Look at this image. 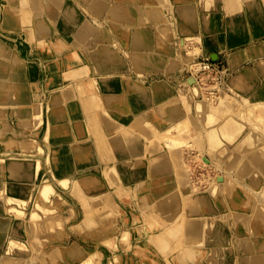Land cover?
I'll list each match as a JSON object with an SVG mask.
<instances>
[{"label": "rangeland", "instance_id": "obj_1", "mask_svg": "<svg viewBox=\"0 0 264 264\" xmlns=\"http://www.w3.org/2000/svg\"><path fill=\"white\" fill-rule=\"evenodd\" d=\"M8 1L11 0H0V42L7 44L6 46L12 48V50L14 49L12 57L15 55L18 61L13 62L10 67L14 71L21 70L20 78H26L28 81L25 83L24 89L30 95L28 100L32 107L25 111L29 115L34 114V118L32 123L29 124L30 130L26 135L30 136V142L33 145L36 144L32 147L33 150H36L35 154H29V156L40 159V161L37 159L39 165L37 163L30 165L31 169H36L33 177L30 178L31 184L28 183V178L21 177L22 175L25 176L27 172L17 173L10 180L12 183L18 181L17 185L19 186L6 192L0 198V200L6 201V216L15 223L19 222L20 227L26 226L27 242L32 249L30 258L22 255L14 259L25 258V260L31 261L38 252L35 244L36 240L48 236L50 239H47V242H50V244L55 240L62 245L77 242L82 247L87 248L86 250L90 254L94 255L95 253V258L93 257L94 264H146V261L147 264H151L149 260L144 261L141 259L136 252L151 242L158 249V245L153 242V239L158 237L164 240L166 237L168 242L172 243L171 247L167 250L164 248L163 253H160L162 257L166 253L168 254L166 264H181V253L187 246H195L199 253L198 257L205 259V261L219 247L231 249L229 264H246L244 260L249 255L255 256L254 264L263 261L264 251L258 248V245H255L254 240H260L264 247V232L258 236L256 228H252L251 224L264 221V162L262 161V158L264 159V102L260 104V101H264V72L259 68V62L264 61L262 60L264 59V0H238L232 10H227L225 0H202L205 3L203 8L200 9V6H196V13H189L188 15L184 13L180 16H178V13H172L171 11L173 4L181 3L177 0H160L157 2L138 0L140 3L135 7L136 12L132 10L135 16H137V12L138 14L140 12L139 22L152 25L153 22H157L155 24L159 23L161 25L160 31L163 38L160 39L161 44L159 47L163 51L168 52V44L165 39L176 42L179 48V51H177L179 55L177 53L172 55V57L176 56L174 59L176 70H174L178 75L171 77V82L168 84L169 88L174 89V94L179 93V95H176L179 99L178 101L174 100L167 107L174 108L177 106L181 108L182 112L176 111V108L170 110V113H165L168 116L165 119L157 114V117H154L153 124L160 129H167L169 125L175 124L169 120L174 113H181V116L184 111H187V117L181 120L183 123L180 125L183 133L188 131L185 136L181 134L178 138L171 139L161 133L151 132L152 129L150 128V132L154 137L148 139L146 135L144 136L136 129L137 126L125 124L118 125L126 128L122 130V134L112 137L122 148L128 140H139L146 143L142 156L137 157L134 160L135 162L142 161L144 164H149L160 144H162V150L167 153L164 158L171 165L173 175L170 178L157 177L155 179L152 171L146 168L145 177L147 181L136 198L141 201L147 195H151V201L146 202L147 208L133 204L128 200L129 197L122 190L125 185L121 184L122 180L117 174H115L116 177L111 175V178H109L108 175H104L94 168L102 162V159L99 154L96 156L94 152V148L97 147V138L94 125L90 121L92 117H96L104 124V128L111 123H121L119 118H124L127 121H137L136 115L128 113L123 108L122 98L130 95V83L140 82L139 78L141 77L135 75L109 76L112 79H108V81L115 82L113 86L118 84L115 88L117 96L111 100L107 99L109 94L101 91L98 85L99 81L107 79L100 78L98 80V75L92 81L82 79L76 82V79H73L71 82V79H68L67 84L59 86L57 81L62 76L60 73L63 74L65 71L68 73L72 65L67 64L66 67H61L56 63H47V65L43 63V68L38 59L49 58L52 54L50 51L55 49V45L52 44V47H49L47 42L45 44L41 41H33V36L29 33L33 31L31 27L35 19L32 16L30 19L22 9H17L14 5L15 8L11 7L12 4ZM193 1L195 0H183L184 3L181 4L195 3ZM146 5L148 6V13L152 11L153 6L159 7L160 13L164 17L155 19L146 13L145 20L141 16L140 6ZM234 8L240 9L235 10ZM82 10L87 12L86 8L83 9L82 7ZM240 12L243 15H240ZM10 13L15 14L14 20ZM238 17L244 22V25L231 26ZM179 18H181V21H179ZM241 32L246 36L243 37ZM26 46L30 47L31 50L26 53L28 58L22 60L23 51L20 50H24ZM212 53L220 55L221 58L215 60L211 56ZM193 61L194 64L188 68ZM200 61L216 63L226 75V79L219 87V97L208 92L206 75H201V69H204V65L200 64ZM4 62H0V66H3V68L9 67ZM228 64H231L230 69ZM198 66H200L199 69ZM245 69L251 70L253 75L251 81L239 80L240 72ZM44 70L46 73H49L50 70H53V72L49 76L45 75L44 78ZM191 74H196L197 78L202 81V83L199 82L204 87V95L201 93V89L196 88L194 90L188 83H182V85L179 82L180 79ZM43 78L45 81L42 80ZM123 84H125V88L122 89ZM126 84L129 86L127 87ZM10 89L11 85L8 86V90ZM5 90H7V87ZM80 91H88L92 95L94 93L98 101L93 102L92 108L89 106L91 102L85 103V105L84 101L81 100ZM57 94L63 95L64 98H60L59 101L56 97ZM181 94L184 100L181 99ZM209 97L216 104L207 101ZM247 97L250 99H247ZM64 100L66 105L63 104ZM222 100L223 102H220ZM228 100L231 102V109L227 112L214 114L219 110L222 103ZM256 102L258 103L256 104ZM185 104L188 105L185 106ZM0 108L7 109L9 107H6L5 103H0ZM158 109L160 108L158 107ZM156 111L154 112L156 113ZM60 113H65L68 117L69 121L66 124H68L67 127L70 132L61 139L58 138V134L64 130L65 120H61ZM211 113L212 115H210ZM180 116L176 118H180ZM218 126L220 130H214L211 133L210 129L218 128ZM239 126L238 133H241L240 135L243 132H246V135H249L250 132L251 136L259 135V139L255 142L260 145L245 149H241L240 146H232L236 145L238 137L236 138L235 133L230 132L229 129ZM227 129L229 132H227ZM213 138H216V140L213 141ZM229 142H232V144ZM38 148L39 150H37ZM79 151L83 152V155L78 156ZM222 151L224 154H222ZM96 157L98 160H96ZM204 157L211 164L204 161ZM254 157L256 158L252 160ZM130 160L131 157L128 158V161ZM184 160L188 163H186V166L185 163H182ZM65 168L67 170L63 171ZM93 168V172L84 175L87 179L84 180L85 182H89L94 188L95 186L98 188L97 191V188L92 189V193L84 190L89 202L91 201L88 204L89 212H91L89 218L84 208L87 198L83 197L85 200H81L80 195L75 196L71 187L75 188V186L80 185L81 180L79 179H84L80 178L78 174ZM223 168L226 170L224 171ZM181 170L185 173L188 171L193 185L198 187L194 188L196 189L195 195L187 197L189 193L185 194L187 189L183 188L184 184L180 176ZM51 175L57 180L58 177H65L63 180L67 179L68 185L60 184L64 191L58 183L53 182V184L59 187L63 194L66 193L69 196V201H60L61 199L58 198L55 192L50 193V199H42V205L46 209H54L55 212L53 210L54 213L51 211L47 213L45 210L42 214L38 213L39 219L36 216L37 218L34 217V220L31 221L33 216H29L30 211L28 209L35 198H42L39 190L35 187V182L38 181L42 184V177L45 178L44 181L52 180ZM112 180L117 185H114ZM170 184L174 185L172 187L174 189L170 190L168 187ZM211 186L212 192L210 193ZM213 186L216 187L213 188ZM156 189L169 192V200H162L158 204L153 202V193ZM103 190L106 193H100ZM127 194H129L128 191ZM202 196L206 197L205 204L202 203ZM97 197H102L99 205L93 203ZM200 197L202 199H197ZM241 197L242 200L240 201ZM71 198L75 201L78 200L77 204L82 214L75 216L76 213H73L75 210L74 203ZM55 199L58 200L56 204L53 202ZM246 199L252 200V203L250 205V202L245 204ZM162 205H175L177 211L173 214L165 213L161 209ZM17 210L23 211L22 214L20 212L19 214ZM59 211H63L67 215H65L66 218L63 222L67 227L62 234H52L46 225V221L48 217L58 214ZM1 215L2 213H0V220L5 221L7 217L3 219ZM69 215L73 216V220L68 219ZM245 215H250V217H245ZM191 219L205 222L203 239L206 241L212 239V243L203 244L197 234L188 232V221ZM76 221L79 223L73 226ZM126 224L132 225V229L128 230L126 236L110 238L108 241L104 240L108 235L116 237L120 233H124ZM116 227L117 229H115ZM102 232L107 234L97 238ZM147 236L151 237L148 238ZM245 238L250 243L247 242L249 245L245 248L244 253H239L235 245ZM97 246L100 248L97 249ZM45 256L53 264L73 263V260L66 257V253L63 251L47 253ZM11 262L5 264H11ZM42 263H44L43 260ZM196 264H206V262H196Z\"/></svg>", "mask_w": 264, "mask_h": 264}, {"label": "bare ground", "instance_id": "obj_2", "mask_svg": "<svg viewBox=\"0 0 264 264\" xmlns=\"http://www.w3.org/2000/svg\"><path fill=\"white\" fill-rule=\"evenodd\" d=\"M84 1H86L87 4H89L88 7L92 15L97 16L96 18L101 17V19H105V25L103 26V28H100V24L97 25L98 27H95L96 24L92 23L91 20H89V17L88 19H86V16L83 14V11L81 12L78 9V5L75 3L73 4L71 0H15V1L13 0V2L11 0L8 2L12 4L11 7L22 9V11L26 13L25 15L30 17V19H31V16L35 19L31 27L33 31L29 33L31 36H33L32 37L33 41L35 40L41 41L45 44L47 42L49 43V47H52V44L55 45V49H52L50 51L52 54L49 56V58L45 57L44 60L38 59V62L42 63L43 68H44V64L47 65V63H56L58 64V66H61V67H64V66L66 67L67 64L72 65V68L70 69L68 73L67 71H65L63 74L60 73V75L62 76H60L59 80L57 81L59 86L62 84H67L68 82L66 81H68V79H71L70 80L71 82L73 79H76V82H79L82 79H85V81H88V80L92 81L98 75L99 76L98 80L100 78L107 79V80L99 81L98 85L101 91H104L106 94H109L107 96V99L111 100V99H114L115 96H117L115 92V88L118 86V84L113 86L115 82L108 81V79H112V78H109V76H112V75L130 76V75H125V73H122L121 71L117 72L115 70H111L114 66H121V64L119 62V58L115 55L114 50L112 48V44L114 43V41L112 40L113 39L112 35L109 32H107L109 28L113 29V34H115V36L122 43H125L127 46L132 47V49H130V50H133L132 58L136 62L138 67L142 69L150 68L151 71H156V68H159L158 66H160L163 61L157 60L153 48L152 49L150 47L146 48V43L148 41L146 40L147 34L143 30H139L136 27H131L133 25L137 26V24H139L140 12L139 14L137 12V16H135L133 13V12H136L135 7L137 6V4L140 3L138 0H84ZM151 1L157 2L160 0H151ZM177 1L184 3L182 2L183 0H177ZM193 2L195 3L190 4L187 2L188 4H181V3L173 4V6L171 7V11L172 13H178L179 14L178 16H180L181 14L184 15V13L188 15L189 13H192V14L196 13V6H200V9L203 8V6H205V3H203L202 0H198V1L195 0ZM174 3H178V2H174ZM237 3H238V0H225L227 10H232L233 7L236 6ZM149 9H150V6H149ZM234 9L239 10L240 8H234ZM140 10L143 11V12L141 11L142 13L141 16L145 20L147 16L146 13L148 14V16L150 14L151 17L155 19L164 17L163 14L160 13L161 10L159 7L153 6L151 9L152 11L150 13H148L147 5L140 6ZM239 14L243 15L241 12ZM10 15L13 17V20H14L16 17L15 14L10 13ZM45 17H48L50 22L44 21ZM179 19H180L179 21H181V18ZM184 19H185V16H184ZM235 25L243 26L244 22L241 21V19H239L238 17V19L234 21L231 26H235ZM177 26H178V23H177ZM155 27L156 29L157 28L160 29L161 25L158 23L156 24ZM241 35L243 37L246 36L243 32H241ZM162 38L158 36L159 43H161L160 39ZM6 45L7 44L0 42V62L5 61L4 63H7L8 64L7 66H9V67H4V68L3 66H0V103L1 104L5 103V106L9 107L7 109L0 108V122H1L0 124V198L3 197L6 192L11 191L13 188L19 186L17 185L18 181L16 183H12V181L10 180L17 173L27 172L25 176L24 175L21 176V174L20 176L22 178H28V183L31 184L30 178L33 177V175L35 174L34 171L36 169L34 168L31 169L30 165L32 163L33 165L35 163L38 164L39 163L38 160L40 161V159L37 158L38 159L37 160L36 157L34 156H29V154H35L36 150H33L32 147H34L36 144L33 145L30 142V136L26 135V133H28L30 130L29 124L32 123V119L34 118V114L29 115L25 111L26 109L29 110L32 107V104L28 100V98H30V95L28 91L24 89L25 83L28 81L26 80V78H20L21 77L20 74L22 73L21 70L14 71L10 67V65H12L13 62L18 61V58L15 55L12 57L14 49L12 50V48L7 47ZM173 45H174V50H175L174 52L178 54L177 52L179 51L178 44L176 42L175 43L173 42ZM30 50L31 49L28 46H26L24 50H20V51H23L22 58H21L22 60H24L25 58H28L26 53L27 51H30ZM85 55L87 56L86 59H85ZM211 56H213L215 60L218 59L219 57V55L216 53H212ZM174 58H176V56ZM194 61L188 66V68L194 64ZM195 66L197 67V65ZM199 68L200 66H198V69ZM259 68L262 70V72H264V61L259 62ZM51 72H53V70H50L49 73H46L44 70L43 71L44 78H45V75L47 76L51 75L52 74ZM175 75H178V74H175ZM238 77L240 78L239 79L240 81H251L253 79L251 70H247V69L242 70ZM44 78L42 79L43 81H45ZM157 79L159 80L160 77L152 76L151 79H147V80H148V83H151V81H158ZM139 80L140 82L145 81L144 78H139ZM199 81L200 80L197 78L196 74H191V75H186L184 78L180 79L179 82L181 84L188 83V85L191 88H194V90L196 88L201 89V93H203L204 95L205 93L204 87L202 84H200V82L202 83V81L200 82ZM140 82L133 83V84L130 83V86L126 84L127 87L129 86L130 95L129 96L126 95L122 98V106H124L123 108L126 109L128 113L129 111H132V114L137 116L138 118L137 121L135 122L134 120L127 121L124 118L122 119L119 118L121 123H115V124L111 123V124L106 125L105 128H104V124H102L101 121L96 117H92L90 121L94 125L95 131H96V138H97L96 140L97 147L94 148V152L96 153V156L97 154H99V157H101L102 162H103V164L101 162L100 164L97 165V167H94V168L102 172V174L108 175L109 178H111V175H113L112 177H116L115 174H117L122 180L121 184L125 185V188H122V190L129 197L128 200L133 204L140 205L143 208H147L148 205L146 202L151 201V195H147L145 199L141 201H139V199L136 198V196L140 193V191L145 186V183L147 181V178L145 177L146 168H149L152 171V175L155 179L157 177L170 178L173 175L171 171V165L166 160V158H164L166 157L167 153H165L162 150L163 147H162V144H160L159 148L156 149V153L152 156L149 164H144L142 163V161L135 162L134 160L137 157L142 156L143 151H144L143 149L146 143L139 141V140H136V141L128 140V142L124 144V148H122L120 145H118L116 141H114L112 137L118 134L121 135L123 132L122 130L126 128L120 127L118 125H125V124L126 125L131 124V125L137 126L136 129L144 136L146 135V138L148 139L150 137L151 138L154 137V135H152L151 132L161 133L162 135H165L166 137H170L171 139L178 138L181 134L185 136L188 134V131L183 133L180 125L183 123L181 122V120L187 117V114H186L187 111L186 112L184 111L181 116H180L181 113H174L171 116V118H169V120L173 121V123L175 124L169 125L167 129L158 128L157 126L153 124L154 117H157V113H155L154 111H156L158 108L151 109L153 104L150 98L152 96L151 94L149 95L150 92H148L147 94L140 88L142 85V83ZM10 85H11V89L8 90V86ZM198 85L200 86L198 87ZM6 87H7V90H5ZM123 88H125V84L122 85V89ZM156 88H157L156 93L162 90V87L159 88L157 86ZM89 93L90 92L88 91H80L79 95H80L81 100L84 101V104L91 102L89 106L90 108H92L93 102L96 103V101L98 100H96L94 93L93 95ZM196 94L200 95L198 93ZM176 95H179V93L175 94V97H173L171 102H173L174 100L178 101L179 98L176 97ZM56 97H58L59 101L62 98H64V96L61 94H57ZM181 99H183L182 94H181ZM247 99H250V98L247 97ZM207 101H209L210 103L216 104V102L210 97L209 99H207ZM220 102H223V100ZM261 102H264V101H260V104H262ZM257 103L258 102H256V104ZM63 104L66 105L65 100L63 101ZM186 105L188 104H185V106ZM230 107H231V102L228 100L222 103V105L219 107V110L214 112V114L215 113L220 114L222 112H227L229 109H231ZM209 108H210V104H209ZM160 111L166 112V110H164L163 107H160ZM209 112H212V111H209ZM212 113L210 115H212ZM59 116L61 120H65L64 121L65 128H63L64 130L62 132H59L58 134L59 135L58 138L61 139L63 136L70 134L69 129L67 127L68 124H66L69 120L65 113H60ZM158 116L161 117L160 115ZM178 116H180V118H176ZM15 122L17 123L15 124ZM240 126L237 128L231 127L232 128L231 130L229 129L230 132L235 133L233 134L236 138L238 137V139L236 140V145H232V146H236V147L240 146L241 149L259 146L260 144L255 142L259 139V135L251 136L250 132H249V135H246L247 134L246 132H243L242 135H240L241 133H238L240 130ZM150 128L152 129V131ZM214 130L219 131L220 127L218 126V128L210 129L211 133ZM229 131L227 129V132ZM230 136L232 135L230 134ZM119 138L121 139V137ZM20 140H23V141H20ZM214 140H216V138H213V141ZM232 142H229V143L232 144ZM88 146L91 147L90 144H88ZM37 150H39V148ZM222 154H224V152ZM77 155L81 156L83 155V152L79 151ZM31 157L35 159H32ZM129 157H131L130 161H128ZM255 158L256 157L252 158V160ZM43 160L45 159L43 158ZM96 160H98L97 157H96ZM204 161L211 164V162L206 157H204ZM262 161L264 162L263 158H262ZM182 163L183 164L185 163V166L188 164L185 160ZM94 168L91 170H85L81 172L80 174H78L80 178H84V179H79L81 180L80 185L75 186V188L71 187L72 191L75 193V196L77 194L78 196L80 195L79 197L82 198L81 200H85L83 199V197H86L84 190L87 191L88 193L90 192L92 193V189L97 188L96 186L94 188V186L90 184L89 182L84 181V180H87L84 177V175L85 174L88 175L91 172H93ZM66 170L67 168L63 169V171H66ZM225 170L226 169H224V171ZM180 176L182 177V182L184 184L183 188L187 189L186 192L184 191L185 194L189 193L187 197L195 195L196 189L194 188H198V187L193 185V181L190 178V173L188 171L187 173H185L183 172V170H181ZM51 177H52V180H47V181H44L45 178L42 177L43 179L42 184L38 183V181L35 182V187L36 189L39 190L40 196L42 198H35L28 209L30 211L29 216H33L32 217L33 219H31V221H33L34 217L36 216H38V219H39L38 213L42 214L45 212V210L47 213H49L50 211L53 212L54 209H51V208L46 209V207L42 205L43 203L42 199L49 200L50 193L55 192L58 195V198L61 199L60 201H65V202L69 201L68 199L69 196L66 193L65 194L62 193L61 189L63 190V188L60 186V184L68 185L67 179L63 180L65 177H58V180H57V178L55 179L54 176L51 175ZM132 180H135V181H132ZM53 182L58 183L61 189L55 186ZM113 184L117 185L115 181H113ZM173 186L174 185L170 184L168 187L170 188V190H172L174 189L172 188ZM214 187L216 186H213V188ZM97 190L98 188L96 189V191ZM211 190H212V186L209 190L210 193L212 192ZM127 191L129 192V194H127ZM103 192L105 191L103 190L100 193H103ZM168 194L169 192L167 191L156 189L153 193L154 195L153 202L158 204L162 200L168 201L169 200ZM101 198L97 197L93 203L99 205V203L102 200ZM202 198L200 197L197 199H202V203L205 204L206 197L202 196ZM71 200L74 203L75 210L73 211V213H76L75 216L82 214L81 213L82 211L81 212L79 211L80 208H79V205L77 204L78 200L75 201L72 198ZM241 200H242V197L240 201ZM57 201L58 200L55 199L53 202L56 204ZM90 202H89V199L87 198L86 203L84 204V208L87 213L86 215L89 218H90L91 212H89L90 209H89L88 204ZM244 203L245 204L249 203L250 205L252 203V200L246 199ZM6 209H7L6 201L0 200V213H2L1 217L3 219L7 217L5 221L0 220V264H5L11 261H12L11 264H53L52 262L48 260V257L45 255L47 253L56 252V251H63L64 253H66V257L73 260V263L71 264H94L93 259L95 258L94 257L95 253L94 255L90 254L86 250L87 248L82 247L77 242H74L72 244L70 243L69 245L67 244L62 245V244H59L57 240H55L52 244H50V242H47V239H50V237L48 236L46 238H43V239L38 238V240H36L35 244L37 245L36 247L38 249V252H37V255L33 256L31 261L25 260V258H22L20 260H15L14 258L21 257L22 255H26L30 258V254H32V249L29 246V243L27 242V232L25 230L26 226L20 227L18 225L20 224L19 222L15 223L10 218H8L5 212ZM161 209L165 213H169V214H173L177 211L175 205H162ZM17 211L18 213L20 212L19 210ZM22 212L20 213L22 214ZM65 215L66 214H64L63 211H59L58 214H54L51 217L47 218L46 225L52 234H56V233L62 234L65 231L67 227L65 223H63L64 218H66L67 216ZM69 216L70 217H68V219L71 218L73 220V216L72 215H69ZM246 216L250 217V215H245V217ZM76 223H79V222L76 221L75 223H73V226L76 225ZM188 224H189L188 232L197 234V236L201 238L203 244L212 243L211 242L212 239L208 241L203 239L204 227H205L204 221H201L198 219H191L188 221ZM251 225H252V228H256L258 236L264 232V221L262 222L258 221L256 223L254 222ZM91 226H94V225H91ZM130 228L132 229V225L126 224V229L124 233H120L119 236H116V237H110L108 235L106 238H104V240L108 241L110 238H117L120 236L124 237L128 234V230H130ZM115 229H117V227ZM68 231L70 232V230ZM105 234L107 233L102 232V234H99L97 238H100L104 236ZM147 237L150 238L151 236H147ZM165 240L163 238L161 239V237L154 238L153 242L158 245V249H156L154 244H152L151 242L149 245H147L143 249L138 250L136 254L144 261L149 260L151 264L152 263L153 264H166L167 263L166 258L168 254L166 253L164 257H162L160 253H163L164 248H166L165 250H167L169 247H171L172 243L168 242V239H166V237H165ZM248 241L249 240L245 238L241 240V242H238L235 245V247L238 248L239 253H244L245 248L250 243L249 241V243L247 244ZM254 243L255 245H258V248H261L264 251V247L262 246L263 243L260 240L256 239L254 240ZM96 248L99 249L100 247L97 246ZM230 255H231L230 248L224 249V247H219L218 249L213 251V254L209 257L207 261H205V259L204 260L201 259V257H197L196 262L197 263L206 262V264H229L231 260ZM254 259H255L254 255H249L248 258L244 261L246 264H254L255 262ZM42 260L44 261V263H42ZM258 262L259 264H264V260L258 261ZM147 263L148 262L146 261V264Z\"/></svg>", "mask_w": 264, "mask_h": 264}, {"label": "crops", "instance_id": "obj_3", "mask_svg": "<svg viewBox=\"0 0 264 264\" xmlns=\"http://www.w3.org/2000/svg\"><path fill=\"white\" fill-rule=\"evenodd\" d=\"M71 1H72L73 4L75 3V4L78 5V9L81 12L83 11L81 7H83V9L84 8L87 9V12L83 11V14L86 16V19H88V17H89V20H91L92 23L96 24L95 27H98L97 25L100 24V28H103V26L105 25V19H101V17L96 18L97 16L92 15L90 13V9L88 7L89 4H87L86 1H84V0H71ZM44 19H45L44 21L50 22L48 17H45ZM154 24L155 23H153V25H152V24H147V23L145 24V22H139V24H137V26L133 25L131 27H136L139 30H143L147 34L146 40H148V41L146 43V48L147 47H150L151 49L153 48L157 60L163 61L161 63V65L158 66L159 68H156V71H151L150 68L142 69V68L138 67V65L136 64V62L132 58L133 50H130V49H132V47L127 46L125 43H122L115 36V34H113V29L109 28L107 32H109L112 35V38H113L112 40L114 41V43H113L114 45L112 44V48L114 50L115 55L119 58V62L121 64V66H114L111 70H115L117 72L121 71L122 73H125V75H135V76H139L141 78H144L145 81H142L143 83H142L140 88L144 92H146L147 94H148V92H150L149 95L151 94V96H152L150 99H151L152 104H153V106L151 104V106H152L151 109H154V108L156 109L158 107L160 108L161 104H162V107L164 108V110H168V111H166L167 113L168 112L170 113L175 108H176L175 109L176 111L182 112L181 108H178V107H174V108L173 107L172 108L167 107V105L170 104V102L173 99V97H175L174 89H171L168 86V84L171 82L170 81L171 77H173L176 74L175 73L176 72L175 71L176 70L175 69L176 68L175 67L176 63H174V59L175 58L172 57V55L175 53L174 52L175 50H174L173 42L172 41H167L166 39H165V41L168 44V47H167L168 52L167 51H163V49H161L159 47V45L161 43L158 42V36L162 38L163 35H162V33H161L159 28L156 29V27H155L156 24H155V26H154ZM116 44H117V46H116ZM220 58L221 57L219 55V58L217 60H219ZM167 64H168V66H167ZM228 66H229V69H230L231 64H228ZM152 76H159L160 79L159 80L157 79L158 81H151V83H148L147 79H151ZM157 86L159 88L162 87V90L160 92L156 93V89H157L156 87ZM166 112L160 111V109H158L156 113L165 119V118L168 117V116L165 115ZM129 113L132 114V111H129ZM133 113H135V112H133Z\"/></svg>", "mask_w": 264, "mask_h": 264}, {"label": "built area", "instance_id": "obj_4", "mask_svg": "<svg viewBox=\"0 0 264 264\" xmlns=\"http://www.w3.org/2000/svg\"><path fill=\"white\" fill-rule=\"evenodd\" d=\"M199 63L204 65V69H201V75H206L208 92L211 93V95L216 94L219 97V87L226 79V75H224L223 70L214 62L200 61Z\"/></svg>", "mask_w": 264, "mask_h": 264}, {"label": "clouds", "instance_id": "obj_5", "mask_svg": "<svg viewBox=\"0 0 264 264\" xmlns=\"http://www.w3.org/2000/svg\"><path fill=\"white\" fill-rule=\"evenodd\" d=\"M198 251L194 246H187L181 253V264H196Z\"/></svg>", "mask_w": 264, "mask_h": 264}]
</instances>
